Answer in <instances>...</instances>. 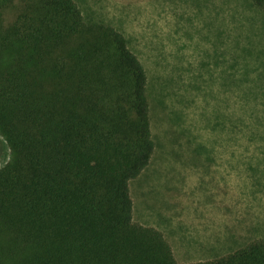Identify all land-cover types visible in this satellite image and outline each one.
Returning a JSON list of instances; mask_svg holds the SVG:
<instances>
[{"label": "trees", "instance_id": "16d2710c", "mask_svg": "<svg viewBox=\"0 0 264 264\" xmlns=\"http://www.w3.org/2000/svg\"><path fill=\"white\" fill-rule=\"evenodd\" d=\"M149 84L125 34L76 0H0V264H264V237L181 263L134 220L131 181L156 150Z\"/></svg>", "mask_w": 264, "mask_h": 264}, {"label": "rangeland", "instance_id": "374dc122", "mask_svg": "<svg viewBox=\"0 0 264 264\" xmlns=\"http://www.w3.org/2000/svg\"><path fill=\"white\" fill-rule=\"evenodd\" d=\"M118 28L149 78L156 150L134 220L181 263L264 237V9L254 0H76ZM0 163L10 158L0 136Z\"/></svg>", "mask_w": 264, "mask_h": 264}, {"label": "crops", "instance_id": "0c3cea01", "mask_svg": "<svg viewBox=\"0 0 264 264\" xmlns=\"http://www.w3.org/2000/svg\"><path fill=\"white\" fill-rule=\"evenodd\" d=\"M154 227V226H153Z\"/></svg>", "mask_w": 264, "mask_h": 264}]
</instances>
